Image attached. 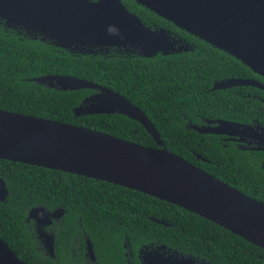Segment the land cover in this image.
Segmentation results:
<instances>
[{
  "label": "trees",
  "instance_id": "trees-1",
  "mask_svg": "<svg viewBox=\"0 0 264 264\" xmlns=\"http://www.w3.org/2000/svg\"><path fill=\"white\" fill-rule=\"evenodd\" d=\"M121 1L145 24L171 31L192 49L153 57L115 48L81 53L8 28L0 21V109L157 146L139 122L125 115L75 116L73 107L92 89L62 91L30 80L45 74L86 79L112 89L139 107L156 127L167 150L184 159L199 153L212 162L207 164L211 174L264 201V176L248 175L255 170L245 153L231 144L224 146L218 136L188 127L204 118L242 121L245 113L237 108L263 105L259 99L238 95L237 88L211 90L214 80L239 76L264 79L240 60L135 0ZM0 177L8 189L6 199L0 201V236L27 264H54L42 255L40 242L26 230L25 218L34 206H64V225H72V220L79 218L84 228L90 227L94 240L102 243L101 252L118 254L119 243L126 235L132 245L165 243L178 250L204 253L212 264H264L262 248L197 214L134 189L5 159H0ZM65 226L60 238L65 240L64 245L71 233Z\"/></svg>",
  "mask_w": 264,
  "mask_h": 264
},
{
  "label": "water",
  "instance_id": "water-1",
  "mask_svg": "<svg viewBox=\"0 0 264 264\" xmlns=\"http://www.w3.org/2000/svg\"><path fill=\"white\" fill-rule=\"evenodd\" d=\"M135 1L235 57L264 78V0ZM0 21L8 28L81 53L115 48L153 57L192 49L171 31L145 24L121 0H0ZM30 80L62 91L92 89L73 107L75 116L125 115L139 122L157 146L142 145L82 125L0 109V159L143 192L197 214L264 250V203L167 150L153 123L124 96L70 75L45 74ZM232 85H258L264 89L252 79L230 78L214 82L211 90ZM218 121L221 124L215 128L190 127L199 133H228L226 126L237 127L229 121ZM7 195L8 189L0 177V201ZM62 212L58 208L49 213L43 206H36L28 217L40 223V219L50 221ZM0 264H27L1 236Z\"/></svg>",
  "mask_w": 264,
  "mask_h": 264
},
{
  "label": "flooded vegetation",
  "instance_id": "flooded-vegetation-1",
  "mask_svg": "<svg viewBox=\"0 0 264 264\" xmlns=\"http://www.w3.org/2000/svg\"><path fill=\"white\" fill-rule=\"evenodd\" d=\"M230 78L252 79L264 86V80L255 76L227 77L214 80L213 83ZM227 88H237L236 93L238 95L259 99L263 105L257 108H237L236 110H243L245 113L242 116L244 118L242 121L220 117L204 118L202 122L189 124L188 127L191 128V125H197L199 127L215 128L221 124L218 120L237 124L235 128L226 126L228 133L202 134L218 136V139L224 146L231 144L235 149L245 153L246 155L244 157L249 160L251 168L255 170V172H249L248 175L257 173L259 176H264V89L258 85H232L221 89ZM243 88L246 89L244 90ZM185 160L211 174L207 170L209 169L207 164L212 162L199 153H193L189 159L187 158ZM240 191L264 203L263 200L247 194L243 190ZM32 208L28 210L25 218L26 230L32 233L40 242L42 255L51 258L54 264H186V261L190 262L189 259H191V264H212L204 253L178 250L165 243L153 244L151 242L143 245H132L126 235L123 236L119 243L120 251L118 254L101 252L100 248L102 247V243L94 240L93 235L90 233V227L87 226V228H84L79 218L72 220V225H64L62 220L66 212L64 206H56L52 209L44 207L49 213H52L58 208H61L63 212L58 218H52L50 221L42 218L40 219V223H37L36 219L28 217V213ZM64 226L71 231L67 235L70 240H66L68 243L65 245V240L62 241L60 239ZM50 249H52V252ZM259 257L261 258L262 255H259Z\"/></svg>",
  "mask_w": 264,
  "mask_h": 264
}]
</instances>
